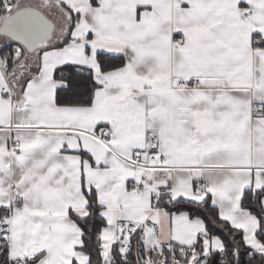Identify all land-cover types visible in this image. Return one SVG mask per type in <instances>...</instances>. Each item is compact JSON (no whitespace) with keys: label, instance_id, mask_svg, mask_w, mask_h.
<instances>
[{"label":"snow or ice","instance_id":"1","mask_svg":"<svg viewBox=\"0 0 264 264\" xmlns=\"http://www.w3.org/2000/svg\"><path fill=\"white\" fill-rule=\"evenodd\" d=\"M0 264H264V0H0Z\"/></svg>","mask_w":264,"mask_h":264}]
</instances>
